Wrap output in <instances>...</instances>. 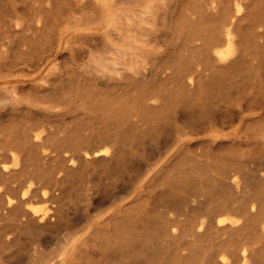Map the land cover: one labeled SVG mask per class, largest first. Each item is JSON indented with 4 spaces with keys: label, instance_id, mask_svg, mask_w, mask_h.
<instances>
[{
    "label": "bare ground",
    "instance_id": "1",
    "mask_svg": "<svg viewBox=\"0 0 264 264\" xmlns=\"http://www.w3.org/2000/svg\"><path fill=\"white\" fill-rule=\"evenodd\" d=\"M246 1L173 0L165 15L168 25L175 22L172 53L179 50L177 56L180 58L174 63L171 73L162 77L172 85V89L151 97L145 92L142 94L141 84L156 80L162 72L155 67L157 57L153 54V60L145 62L147 66L136 67L131 72L129 85L135 93H131L129 98L130 94L125 97L126 94L119 91L117 95L123 98L119 100L120 103L117 101L119 104L114 105L117 112L124 111L125 115L128 113L124 107L128 102L135 108L144 106L154 112L163 110L173 120L165 123V128L146 125L143 130L136 119L127 120L132 138L130 151L134 156L141 150L139 145L142 132L150 128L157 131L154 140L150 142V149L147 147L150 158L155 159L151 164L156 166H144L146 173L151 170L156 173L168 162L181 157H187L193 163L189 167L191 169L183 170L189 173L188 176H192V172L201 173H198L201 175V189L190 191L196 195L179 196L174 200L176 206L170 207L173 213L169 210L165 212L169 219L171 214L176 217L166 223L171 235H187L191 244L197 239L201 240V262L194 264H264V16L252 20L254 14ZM115 2L118 3V0ZM200 19L199 31L186 35L183 43L178 46L179 39L175 41L179 37L178 23H199ZM202 30L205 33H201ZM164 38L161 32L153 33V39L165 48L157 52L158 56L170 53ZM112 48L108 49L112 51ZM51 53V48H32L29 58L18 63L12 62L9 66L12 68L20 65L21 71L36 70ZM93 57L95 71L99 70L98 67H106L104 64L109 68L112 62L103 63V60L100 62L102 56ZM228 70L233 75L230 79L225 77ZM106 74L102 71V75L96 79V85L106 87ZM34 78H26L23 74L0 76V156L8 157L11 162L9 167L8 162L0 161V182L7 180L8 176L18 179V188L12 189L14 195L5 193L2 196L0 189V264H24L22 256L15 263L8 262L10 253L6 250L17 242L18 251L22 253L26 248L24 240L29 235L44 236L40 239L43 242L40 246L44 249L50 247L48 251L42 249V258L36 260L35 264H82L80 261L71 263L69 260L76 256H87L89 249L77 250L75 246H87L86 243L94 236L105 238L110 233L109 224L114 226V234L117 229L120 230L123 223L118 225L123 216L119 210L114 209L108 213L102 209L106 198L113 195L95 197L96 190L91 186H86L84 192L80 193L78 206L70 212L71 208L62 202L66 194L63 182L78 169H90L88 175L97 174V179L118 170L126 153L121 146L124 143L121 139H124L126 132L119 125L116 129L110 126L107 131L99 132L93 144L84 142L82 147L80 145V150L85 153L72 149L66 154L64 148L71 146L75 140L63 141V137L51 132L49 125L57 113L52 110L58 105L59 99L56 96L67 97L71 89L58 92L51 79L33 81ZM109 79H113V87L122 88L123 83L120 81L126 78L121 75ZM93 82V78L86 76L77 79L73 85L79 89L80 85ZM153 98H158V102L146 103V100ZM110 103L114 104V101ZM172 104L176 108H169ZM186 105L189 107L185 108ZM120 119L115 117L114 120ZM6 120L12 124L8 131L5 130ZM197 133H201V137L196 142L197 146L190 149V136ZM52 137L56 140H51ZM243 156L251 157L252 165L249 168H244L243 161L246 160H243ZM93 179L91 177L89 180ZM197 183L192 184L194 186ZM36 203L44 205L36 206ZM126 218L130 222L129 232L135 229L136 223L144 225L151 219L144 211H129ZM28 248L36 249L34 245ZM104 253L102 257L106 258ZM84 264L91 262L86 260Z\"/></svg>",
    "mask_w": 264,
    "mask_h": 264
},
{
    "label": "rangeland",
    "instance_id": "2",
    "mask_svg": "<svg viewBox=\"0 0 264 264\" xmlns=\"http://www.w3.org/2000/svg\"><path fill=\"white\" fill-rule=\"evenodd\" d=\"M115 1L117 0H0V76L8 75L14 77L23 74L26 78L35 77L33 81L49 78L56 85L58 92H65L71 89V94L67 97L56 96V99H59L58 105L52 110L57 113L52 117L49 125L51 132L58 137H63V141L72 142L75 140L71 146L64 148L66 154H69L72 149H79L81 153H85L82 149L80 150L82 144L84 142L93 144L97 141V135L107 131L110 126L116 129L119 125L120 129L126 132L124 139H121L124 142L121 146L126 153L118 170H113L108 176L97 179V174H93L94 176L88 175L90 169H78L63 182L62 187L66 194L62 202H65L71 208L70 212L73 211L74 207L78 206L80 193L84 192L86 186H91L96 190L95 197L113 195L110 198H106L103 208L101 207L102 209H106L108 213L116 209L119 212L121 211V216H123L121 218L123 222L121 221L118 225L119 227L123 223L120 230L117 229L113 234L114 226L109 224L110 233L105 238L94 236L86 243L87 246H75L77 250L87 247L89 249L87 256H82L81 258L76 256L69 262L77 263L80 261L82 264L86 260L91 262V264H194L197 261L201 262V240L197 239L191 244L188 242L187 235L181 233L171 235L166 223L176 217L171 214L170 219H172L170 220L165 213L168 210L173 213L170 207L176 206L174 202L179 196L196 195L190 191L201 189V175H199L201 173L192 172L190 173L192 176L189 175V177V173L183 171L193 164L191 159L187 157L168 162L166 166L156 173L153 170L146 173L144 166L155 161L154 158L149 156L150 142L154 140L153 137L157 133L153 128L142 132L140 137L141 144L139 145L141 150L135 156L130 151V140L132 138L130 137V132H128L127 120L136 119L142 130L146 128V125L165 128L167 126L165 123L173 120L163 110L154 112L144 106L135 108L129 102L124 107L128 113L127 115L124 114V111L117 112V107H115L119 100L123 98V96H120V98L117 95L119 91L121 92L122 90L126 94L125 97L130 94L129 98H131V93H135L129 85L131 72L136 67L146 65L145 62L153 60L151 59L153 54L157 57L154 63L155 67L160 68L162 72L156 80L145 81L141 84L142 94L145 92L148 97H151L153 94L156 96L159 92L162 93L172 89V85L164 81L162 77L165 78L168 73H171V68L175 65L174 63L177 59L180 58L177 56L179 50L172 53L174 43L173 24L175 22L168 25L165 15L168 11V5L173 0H129L130 2L128 0H118V3ZM230 1L232 3L236 2V0ZM246 3H248V8H251V13L254 14L251 17L252 20L263 18L264 0H247ZM190 4L192 5L191 1ZM145 12L148 13L145 15ZM132 15L133 17H131ZM178 24L179 37L175 41L177 42L179 39L177 42L179 46L183 43L186 35L199 31L198 26H201V19L199 23L185 24L184 22H179ZM183 24L185 25L184 27H182ZM109 31L112 33H109ZM159 32L163 33L164 42L170 49V53L161 56H158L157 52L164 51V45L153 39V33ZM119 33H122V36ZM201 33H205V30H202ZM90 40L93 41L94 46L95 44L97 45L96 48ZM107 45L108 47H106ZM38 47L41 49L51 48L52 53L36 70L24 69L21 71L19 69L20 65L12 68L9 66L12 62L18 63L29 58L32 48ZM93 47L94 51L92 50ZM108 48H112V51ZM107 50L110 53H107L108 56L105 57ZM116 52L119 53L117 54ZM93 55L99 58L102 56L100 62L103 60V63L112 61L109 63V68H107V64H104L106 67L103 69L98 67L99 73L97 74L98 71L94 69L96 64ZM82 56L83 58L86 56V58L83 59ZM89 58L90 60H88ZM99 58L97 59L99 60ZM113 60H116L117 63L116 61L113 62ZM127 61H130V64ZM86 64L87 68L85 67ZM119 66L122 68H119ZM92 67V70L96 73L91 70ZM102 71L107 73L104 76V78L106 77L104 79L107 83L106 87L96 85V79L102 75ZM121 75L126 78L124 81H120L123 83V89L121 87H113L111 84L113 79L109 78H119ZM86 76L93 78L94 82L84 83V85H80L81 88L76 89L73 83L77 79L86 78ZM225 77L228 79L233 77L231 70H228V74ZM227 89L230 90L231 88L227 87ZM105 96L108 103L104 102ZM157 100L158 98L148 99L146 103L151 101L157 103ZM112 101H114V104L110 103ZM188 107V105L185 106V108ZM169 108H176V106L174 107V104H172ZM115 117H120L121 119L117 121L114 120ZM4 124L6 131L12 127L9 120H6ZM7 137L6 135L5 138ZM200 137L201 133L190 136L192 144L190 149H194L197 146L196 142ZM51 140L55 141L56 139L52 137ZM148 146L149 149L147 148ZM250 158L243 156V160H246L243 161L244 168H249L252 165ZM0 161L8 162L9 167H11L8 157L0 156ZM129 163L130 165H128ZM151 166L155 168L156 165L153 166L151 164ZM199 167V170H201V166ZM98 169L96 167L95 170L98 171ZM91 177L94 178L92 181L89 180ZM115 178L116 180L114 181ZM197 181L198 186H193L192 183L196 184ZM190 182L192 183L190 184ZM187 184L190 185L188 186ZM17 186L18 179L8 176L7 180L0 182L2 196L5 193L14 195V190L18 188ZM188 187L191 188L189 189ZM114 198L115 200H113ZM35 205L41 206L44 204L36 203ZM129 211L131 213L144 211L147 213L148 218L151 219L144 225L136 223L135 229L129 232L130 222L126 218ZM162 212L163 217L160 216ZM178 218L181 219L183 216ZM42 238L44 236L33 237V235H29V238L24 240L26 248L22 253L18 251V244L15 242L6 250L10 253L7 261L15 263L22 256L24 264H35L36 260L38 261V259L42 258V252L50 249V247L44 249L40 246L43 245ZM169 240L171 244L170 242L167 243ZM180 241L181 244H179ZM32 245L36 247L35 250L28 248ZM42 249L44 250L42 251ZM196 252L198 253L197 255ZM103 253L106 254V258L102 257ZM123 253L126 255H123ZM178 258L179 260H177Z\"/></svg>",
    "mask_w": 264,
    "mask_h": 264
}]
</instances>
